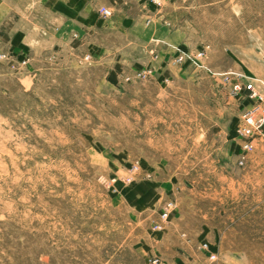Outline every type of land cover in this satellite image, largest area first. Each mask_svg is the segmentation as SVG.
Listing matches in <instances>:
<instances>
[{"label":"rangeland","instance_id":"1","mask_svg":"<svg viewBox=\"0 0 264 264\" xmlns=\"http://www.w3.org/2000/svg\"><path fill=\"white\" fill-rule=\"evenodd\" d=\"M129 10L181 32L169 75L126 49L106 65L46 54L33 74L0 60V264H264V0Z\"/></svg>","mask_w":264,"mask_h":264},{"label":"crops","instance_id":"2","mask_svg":"<svg viewBox=\"0 0 264 264\" xmlns=\"http://www.w3.org/2000/svg\"><path fill=\"white\" fill-rule=\"evenodd\" d=\"M132 1L0 0V51L25 61L24 69L33 74L46 54L69 64L83 63L86 57H82L88 55L91 64L106 65L119 63L117 58L124 56L126 49L132 63L139 64L140 56L147 57L156 75H169L173 46L182 47L183 36L180 31L167 28L161 17H153L147 24L145 17H134L129 12ZM98 7L109 8L112 15L100 18ZM108 73L116 82L115 71L110 68ZM162 85L161 80H154L142 83L139 89L161 90ZM142 94L138 91L139 96ZM213 108L217 111L219 104ZM233 128L234 121L230 120L223 128L228 143L234 139ZM212 131L216 132L213 136L220 133L217 128ZM169 181L158 183L166 186Z\"/></svg>","mask_w":264,"mask_h":264},{"label":"built area","instance_id":"3","mask_svg":"<svg viewBox=\"0 0 264 264\" xmlns=\"http://www.w3.org/2000/svg\"><path fill=\"white\" fill-rule=\"evenodd\" d=\"M97 11L102 18H108L111 15V11L107 7H100V8H98ZM200 55H202V54H198V56H200ZM1 59L8 60L9 62H11L12 67L15 64L17 65V67H20V68H23L26 65L25 61H16L11 56H9L8 54H4V53H0V60ZM137 77L138 78H145V74L144 73L138 74ZM243 89H244V91L248 92L251 97H256V92H255V89L252 87V85L244 84ZM259 109H260V107L256 105L251 110H247L242 114L241 124L237 129V134L240 137H242L244 139H248L253 135V133H254L253 131L257 130V127L262 122L261 118H259V119L256 118V113ZM242 148H243V152H245V153L249 152L251 150L250 142L245 141L243 143ZM242 159H243V157H242ZM241 161H240V164H242ZM170 208H171V204L167 203L162 210V214H161L162 218L167 217V214L170 212ZM151 264H159L158 259L152 260Z\"/></svg>","mask_w":264,"mask_h":264},{"label":"trees","instance_id":"4","mask_svg":"<svg viewBox=\"0 0 264 264\" xmlns=\"http://www.w3.org/2000/svg\"><path fill=\"white\" fill-rule=\"evenodd\" d=\"M107 80L110 81V82H112V83L115 82V81L113 80V78L111 77V74H109V75L107 76Z\"/></svg>","mask_w":264,"mask_h":264}]
</instances>
